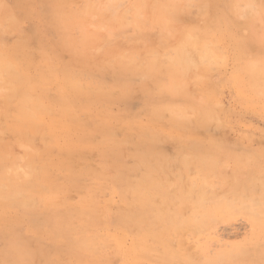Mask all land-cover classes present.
Returning a JSON list of instances; mask_svg holds the SVG:
<instances>
[{"label":"rangeland","instance_id":"374dc122","mask_svg":"<svg viewBox=\"0 0 264 264\" xmlns=\"http://www.w3.org/2000/svg\"><path fill=\"white\" fill-rule=\"evenodd\" d=\"M6 9L20 25L16 30L10 28L11 21L0 19L5 25L0 37L6 45H14L25 36L29 38L27 45L36 51L40 37L50 46L49 54L68 65L86 49L88 67L82 68L81 63L72 67L91 73L95 83L111 85L112 76L103 74L101 65L115 54L126 56L128 91L114 93V102L108 105V127L116 140L126 136L128 142L115 156L105 158L98 147L101 137L96 135L93 141L97 146L71 156L70 161L101 175L70 183L55 199L66 209H84L86 223L81 226L76 222L74 230L76 236L85 232L95 243L88 264H135L128 251L149 229L167 235H162V243L144 237L155 252L141 264H264V89L257 86L248 69L249 63L264 59V0H0V18L7 15ZM51 9L58 11L52 14ZM178 55L183 60L173 68L171 58L180 60ZM175 70L184 79L182 92L168 95L156 90V86L169 83ZM50 94L55 96L54 87ZM155 102L161 107L156 119L151 116ZM97 110L101 114L104 109ZM174 110L185 112L176 116ZM11 117L0 118V147H9L10 156L22 168L27 149L18 144ZM80 118L87 126L101 125L96 114L92 118L82 114ZM47 142L46 136H33L30 147L37 153ZM140 146L159 153V160L170 162L164 166L166 175L162 177L170 187L150 203L156 212L148 213L147 222L130 220L131 224L121 218L140 207L131 191L113 176L126 171L132 183L140 180L145 167H137L133 157ZM51 149L50 156L58 158L56 146ZM185 157L191 160L188 166L182 164ZM107 160L111 172L103 169ZM159 160L151 161V165H158ZM115 165L122 171H115ZM179 182L188 190L192 185L195 197L206 187L208 201H174ZM36 200L35 215L11 211L7 220H0V264H11L16 252L32 255V260L28 257L29 261L24 259L20 264H46L49 258L64 254L51 235L41 234L46 215L42 199ZM174 212L183 225L171 226L164 219L153 227L148 225L156 216L168 217ZM165 247L174 254L176 251L179 258L162 259ZM66 258L68 264L74 260Z\"/></svg>","mask_w":264,"mask_h":264},{"label":"bare ground","instance_id":"6f19581e","mask_svg":"<svg viewBox=\"0 0 264 264\" xmlns=\"http://www.w3.org/2000/svg\"><path fill=\"white\" fill-rule=\"evenodd\" d=\"M9 10L7 11L6 9L7 15L5 13L4 17L0 19L8 20V22L11 21L12 23L9 24L10 28L17 30L20 26L19 22H17L18 24L16 23L13 14L10 12L11 10ZM56 11L58 10L51 9L52 14ZM3 27H5V25L0 21V29L2 30ZM3 31L5 30L3 29ZM62 31L64 30L62 29ZM2 32L0 31L1 34ZM28 39L29 38L22 36L16 44L8 46L5 44L3 37H0V118L2 119V116H12V128L19 135L18 144L21 147H25L27 149L26 152L28 155L25 161V165L21 168L17 163V159L10 156L11 149L9 147H0V220H7L8 214L11 211H15L16 213L18 212L19 215L25 212L35 215L37 208L36 198L39 197L42 199L41 202L44 203V208L42 209L46 215L41 226V234L51 235V237L55 241L54 243L59 246L57 248L64 250V254L61 257L58 256L56 258L55 256H53V258H49L46 264H55L56 262H58L56 264H68L66 257H68V259L69 257L74 258V260L70 264H88L90 254L94 252V249L96 247L95 243L91 241V239L86 235L85 232L78 233V236H76L74 230V224L76 222L79 221L81 226H84L86 223V219H84V209L74 208L73 206L71 208L66 209L65 205L60 206L59 204H57L55 202V199L57 194L60 193V191H62L63 193V190L66 188V186H69L70 183L82 179L84 177L97 178L101 175L100 171L98 170L94 169V171H92L87 167H83V164L82 167L76 166L73 162L70 161L71 156L74 157V155H79L89 148L96 147L97 145L93 141L96 135H100L101 137V141L99 142L98 147L104 154L105 158L115 156L117 150L124 146L126 142H128L126 136H124L121 140H116L112 135L113 131L111 132L108 127L110 122V113L108 111V105L114 102V93L119 90L123 94H126L128 91V84L126 82L127 71L125 70L126 56L122 53H118L113 55L112 57L106 58L108 59V61L105 64L101 65L102 68L100 71L103 74H110L112 76V83L111 85H105L103 81H99L97 83L93 82L90 79L91 73H89L88 71L81 69H73L72 66L76 64L78 65V63H81V67L84 69L88 67V65L86 64L88 52L86 49H83L80 55H75L72 64H62L58 57L52 56L51 53L49 54L48 47L50 46H48V44H45V41L41 40L40 37L38 38L40 40V46L39 49H37L36 51H33L27 45ZM137 46H139V44ZM183 48L181 50H183ZM185 51L187 53L188 50L186 49L184 50V52ZM181 57L180 60L177 59L176 61L172 57L171 59L173 62L171 61L172 63H170V65L175 68L176 64L179 65L178 62H182L183 59H181ZM190 61L191 60L187 62L190 63ZM154 65L158 64L154 63ZM169 67H167L166 70H168ZM114 68H118L119 70L117 71ZM157 68L158 67H155V70L160 69ZM248 69L251 71L250 73L253 75L252 77H254L257 86L264 89V59H259L257 62L249 63ZM170 76L169 83L167 85L164 84L163 86H156V90H158L160 93L166 92L168 93V95L169 93L177 95L182 92V81L184 79L181 77L180 73L177 70L173 71ZM52 87L56 89L55 96H51L50 94V89ZM99 107L104 109L102 110L101 114L98 113L99 110H97V108ZM174 112L176 116H181L184 114L185 110H174ZM160 113L161 107L159 103L155 102V106L151 110V116L152 118L156 119L159 117ZM82 114L87 115L89 118H92V116L96 114V116L101 118V125L93 127L87 126L85 122H83V120H81L80 118ZM173 123H175V120ZM141 130L144 132L146 129L141 128ZM33 136H46L48 138V142L46 143L45 147L37 153H34L30 147L31 137ZM151 139L153 140V138ZM139 140L145 141V138L140 137ZM61 141L63 142L61 143ZM53 145L56 146V149L59 152L58 158H53L52 156H50V151H52L51 148ZM18 153V155L20 156V152ZM19 156L18 160H20ZM133 157L136 158L137 167H145V173L141 176L140 180L137 183H132L126 174V171L125 173H114L115 175L113 176V178L116 181L123 183L126 188L131 191L133 197L135 198L134 200H136L135 202L140 207L137 211L131 210L132 212L130 211L129 213H125L123 217L124 219L120 217L121 220L130 223L134 221L136 223L144 224L145 222H147L146 218H150L148 216V213L155 211L152 206H149L150 203H154L155 198L161 197L164 194V191L166 190L165 187L169 186L168 183L165 184L166 182H162V177L166 175L164 166L170 162L163 158L160 159V162L159 153L153 152L152 150L150 151L144 149L142 146L136 149ZM156 159L159 160L158 165H151V161L154 162V160ZM190 162V158L185 157L182 161V164L188 166ZM115 166H117L116 168L114 167L115 171H122L120 170V165ZM105 167H107L105 169L106 172L110 170L109 167H112L108 160L103 169ZM177 189L178 190L175 193L174 201L182 203L185 200L192 199L195 201L196 204H198L203 203L207 200L206 187L205 191H201L196 197L192 192V185L188 190L185 188L182 182H179V185H177ZM157 193L161 194L155 196V194ZM178 217H180V215L175 214V212L169 215L168 217H165L160 214L156 216L155 222H149L148 225H151V227H153L152 225H154L156 222H159L160 220L164 219L167 220L168 223L171 224V226L173 225L175 227H179L183 225V223L179 221ZM102 224L103 222H101L100 225ZM162 235L166 237L167 233L165 231L157 233L154 231H150L149 229V231L144 233L143 238L136 239L135 246L128 251V258H130L131 261L135 264H141L144 259L150 258L151 254L154 253L155 250L151 246H148L146 244L144 237L149 236L156 239L158 243H162ZM14 248L15 246L13 247V249ZM174 256L175 260L179 258L176 251L174 254L173 251L165 247L164 256L161 258L166 259L168 261H172L174 259ZM28 257H30L32 260V255H25L22 252H16L13 259H11V264H20L24 261V259H30ZM159 259L160 257L155 258V260Z\"/></svg>","mask_w":264,"mask_h":264}]
</instances>
